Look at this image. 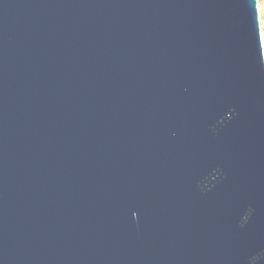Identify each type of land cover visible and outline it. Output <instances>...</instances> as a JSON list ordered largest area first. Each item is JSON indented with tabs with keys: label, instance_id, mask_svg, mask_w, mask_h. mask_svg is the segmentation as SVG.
Listing matches in <instances>:
<instances>
[{
	"label": "water",
	"instance_id": "water-1",
	"mask_svg": "<svg viewBox=\"0 0 264 264\" xmlns=\"http://www.w3.org/2000/svg\"><path fill=\"white\" fill-rule=\"evenodd\" d=\"M0 264H264L256 0H0Z\"/></svg>",
	"mask_w": 264,
	"mask_h": 264
},
{
	"label": "rangeland",
	"instance_id": "rangeland-1",
	"mask_svg": "<svg viewBox=\"0 0 264 264\" xmlns=\"http://www.w3.org/2000/svg\"><path fill=\"white\" fill-rule=\"evenodd\" d=\"M260 42L264 59V0H256Z\"/></svg>",
	"mask_w": 264,
	"mask_h": 264
}]
</instances>
